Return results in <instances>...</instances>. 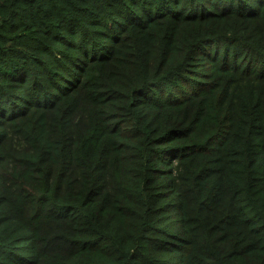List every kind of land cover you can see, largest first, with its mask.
I'll use <instances>...</instances> for the list:
<instances>
[{"label": "trees", "instance_id": "trees-1", "mask_svg": "<svg viewBox=\"0 0 264 264\" xmlns=\"http://www.w3.org/2000/svg\"><path fill=\"white\" fill-rule=\"evenodd\" d=\"M0 264H264V0H0Z\"/></svg>", "mask_w": 264, "mask_h": 264}]
</instances>
